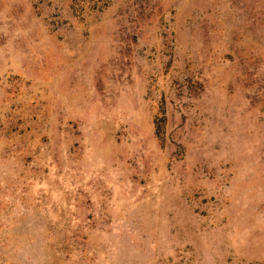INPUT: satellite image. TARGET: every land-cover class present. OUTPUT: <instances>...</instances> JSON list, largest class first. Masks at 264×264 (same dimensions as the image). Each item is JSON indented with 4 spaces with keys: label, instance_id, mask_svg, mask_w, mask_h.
<instances>
[{
    "label": "rangeland",
    "instance_id": "374dc122",
    "mask_svg": "<svg viewBox=\"0 0 264 264\" xmlns=\"http://www.w3.org/2000/svg\"><path fill=\"white\" fill-rule=\"evenodd\" d=\"M0 264H264V0H0Z\"/></svg>",
    "mask_w": 264,
    "mask_h": 264
}]
</instances>
